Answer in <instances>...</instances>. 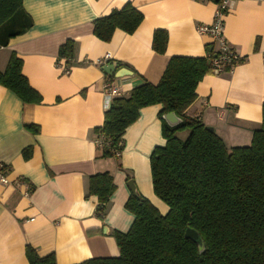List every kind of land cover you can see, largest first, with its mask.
Listing matches in <instances>:
<instances>
[{
	"label": "crops",
	"instance_id": "obj_1",
	"mask_svg": "<svg viewBox=\"0 0 264 264\" xmlns=\"http://www.w3.org/2000/svg\"><path fill=\"white\" fill-rule=\"evenodd\" d=\"M127 2L143 15L133 33L117 28L109 41L98 39L93 21ZM23 7L33 25L0 47V71L15 52L23 75L42 100L24 103L0 85V163L9 168V183L0 182V264H29L27 245L39 256L52 253L56 264L116 257L119 248L112 232H126L134 219L124 207L131 194L129 180L161 214L168 210L153 193L149 161L165 139L158 117L162 106H145L125 130L119 160L96 158L93 129L108 108L103 85L111 82L126 95L143 80L156 84L172 56L206 58L215 53L220 42L195 27L212 22L217 3L23 0ZM156 29L168 34L162 54L151 48ZM223 38L243 60L223 73H207L185 113L211 127L228 148L246 146L262 122L264 0L236 2L224 17ZM68 40L73 54L67 62L58 51ZM107 53L131 73L109 77L98 64ZM25 124H35L39 131L32 133ZM27 147L29 156L24 157ZM104 171L112 175L115 190L99 218L97 197L86 194L89 176Z\"/></svg>",
	"mask_w": 264,
	"mask_h": 264
},
{
	"label": "trees",
	"instance_id": "obj_2",
	"mask_svg": "<svg viewBox=\"0 0 264 264\" xmlns=\"http://www.w3.org/2000/svg\"><path fill=\"white\" fill-rule=\"evenodd\" d=\"M142 19L141 12L127 2L96 18L93 34L109 41L115 29L131 34ZM32 25L23 0H0V47ZM167 41V32L156 29L151 48L162 54ZM72 54L73 42L68 40L60 46L58 57L68 62ZM217 54L218 50L206 58L172 56L156 84L143 80L128 94L112 98L101 125L93 129L96 158L119 160L123 135L139 110L160 104L158 117L165 144L154 147L149 161L153 193L168 210L161 214L147 198L131 192L124 207L134 219L126 232H112L119 255L76 264H264V102L261 125L246 146L228 148L200 120L185 113ZM21 68V58L12 52L5 70L0 71V85L24 103H40L41 95L30 86ZM168 112L181 121L169 125L163 117ZM25 128L39 131L35 124H25ZM182 131H188L184 139L177 135ZM29 152L30 148H25L24 157ZM114 190L108 171L89 176L86 197H97V217L103 218ZM187 228L198 238L186 237ZM25 255L29 264H56L52 253L39 256L30 245L25 247Z\"/></svg>",
	"mask_w": 264,
	"mask_h": 264
},
{
	"label": "built area",
	"instance_id": "obj_3",
	"mask_svg": "<svg viewBox=\"0 0 264 264\" xmlns=\"http://www.w3.org/2000/svg\"><path fill=\"white\" fill-rule=\"evenodd\" d=\"M217 3L213 20L209 24H198L195 29L199 34L209 35L212 39L218 40L220 46L218 54L211 60V72L213 74H220L227 70H230L243 60V56L237 53L231 48L223 38V25L224 17L230 11L231 7L238 1H249V0H214ZM251 1H263V0H251ZM111 61L110 54L105 56L98 61L99 65H104ZM68 68H65V72H68ZM105 91L106 103L109 106L113 97L120 96L121 92L111 82H105L103 85ZM9 170L7 166L0 163V182L3 184L9 183L7 180L6 172Z\"/></svg>",
	"mask_w": 264,
	"mask_h": 264
},
{
	"label": "water",
	"instance_id": "obj_4",
	"mask_svg": "<svg viewBox=\"0 0 264 264\" xmlns=\"http://www.w3.org/2000/svg\"><path fill=\"white\" fill-rule=\"evenodd\" d=\"M102 70L105 73H107L109 75H114L116 77H122L124 75H128L131 73L126 67H120V65L115 61L104 64L102 66ZM163 117L167 121V123L171 126L176 125L181 121V119L179 117H177L174 112L166 113V114H164ZM206 129H208L209 131H213L212 128L208 127V126H206ZM128 187L132 193H136L135 187H134L133 182L131 180L128 181ZM185 236L190 237L192 239L198 238V234L191 228L186 229Z\"/></svg>",
	"mask_w": 264,
	"mask_h": 264
},
{
	"label": "rangeland",
	"instance_id": "obj_5",
	"mask_svg": "<svg viewBox=\"0 0 264 264\" xmlns=\"http://www.w3.org/2000/svg\"><path fill=\"white\" fill-rule=\"evenodd\" d=\"M187 134H188V131H183V132H181V133L178 134V135H179V137H180L181 139H184V138H186Z\"/></svg>",
	"mask_w": 264,
	"mask_h": 264
}]
</instances>
